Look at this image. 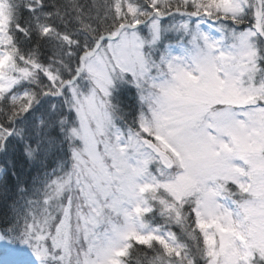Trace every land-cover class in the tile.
Wrapping results in <instances>:
<instances>
[{
    "label": "snow or ice",
    "instance_id": "1",
    "mask_svg": "<svg viewBox=\"0 0 264 264\" xmlns=\"http://www.w3.org/2000/svg\"><path fill=\"white\" fill-rule=\"evenodd\" d=\"M0 264H264V0H0Z\"/></svg>",
    "mask_w": 264,
    "mask_h": 264
}]
</instances>
